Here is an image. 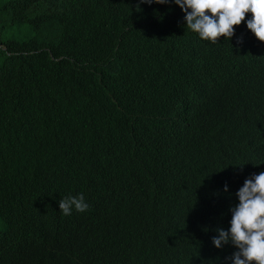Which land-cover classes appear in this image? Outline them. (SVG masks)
Instances as JSON below:
<instances>
[{
    "label": "trees",
    "instance_id": "16d2710c",
    "mask_svg": "<svg viewBox=\"0 0 264 264\" xmlns=\"http://www.w3.org/2000/svg\"><path fill=\"white\" fill-rule=\"evenodd\" d=\"M62 8L52 0H0V127L10 130L14 149L41 151L46 178L72 177L81 190L101 192L104 205L112 203L106 192L123 202L124 188L112 186L103 171L72 169L74 138L105 121L103 152L132 147L147 157L141 170L165 189L167 204L180 215L205 202L206 170L226 165L232 151L222 121L253 107L245 80L228 77L230 52L250 38L240 33L213 45L170 31L167 23H156L151 33L136 25L127 0L100 11ZM177 141L185 151L174 160ZM32 182L17 176L12 195ZM145 219L156 231L167 227L163 218Z\"/></svg>",
    "mask_w": 264,
    "mask_h": 264
},
{
    "label": "clouds",
    "instance_id": "9594fccd",
    "mask_svg": "<svg viewBox=\"0 0 264 264\" xmlns=\"http://www.w3.org/2000/svg\"><path fill=\"white\" fill-rule=\"evenodd\" d=\"M127 1L136 25L151 33L156 23H167L170 31L213 45L240 33L250 38L230 52L228 77L245 80L253 107L222 121L232 147L227 164L206 170L211 185L205 202L186 206L180 215L167 204L165 189L141 170L147 157L136 156L132 147L103 152L107 123L100 121L75 137L70 149L77 152L73 171H103L112 186L124 188L123 202L106 192L112 203L104 205L101 192L81 190L72 177L46 178L44 154L17 152L3 125L0 218L6 228L0 229V264H264V0ZM52 2L66 13L85 5L103 8L97 0ZM175 148L172 158L178 160L185 147L177 141ZM21 174L33 182L16 197L11 190ZM151 215L165 219L167 227L154 230L145 219Z\"/></svg>",
    "mask_w": 264,
    "mask_h": 264
},
{
    "label": "rangeland",
    "instance_id": "374dc122",
    "mask_svg": "<svg viewBox=\"0 0 264 264\" xmlns=\"http://www.w3.org/2000/svg\"><path fill=\"white\" fill-rule=\"evenodd\" d=\"M5 228H6V225L4 224L2 219L0 218V229H5Z\"/></svg>",
    "mask_w": 264,
    "mask_h": 264
}]
</instances>
